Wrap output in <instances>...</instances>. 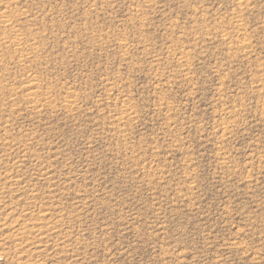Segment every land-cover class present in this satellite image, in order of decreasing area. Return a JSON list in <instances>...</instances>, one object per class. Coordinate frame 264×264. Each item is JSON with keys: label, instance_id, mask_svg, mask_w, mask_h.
<instances>
[{"label": "rangeland", "instance_id": "obj_1", "mask_svg": "<svg viewBox=\"0 0 264 264\" xmlns=\"http://www.w3.org/2000/svg\"><path fill=\"white\" fill-rule=\"evenodd\" d=\"M0 264H264V0H0Z\"/></svg>", "mask_w": 264, "mask_h": 264}]
</instances>
